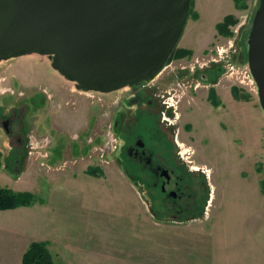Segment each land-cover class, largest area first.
I'll return each mask as SVG.
<instances>
[{"label": "rangeland", "instance_id": "374dc122", "mask_svg": "<svg viewBox=\"0 0 264 264\" xmlns=\"http://www.w3.org/2000/svg\"><path fill=\"white\" fill-rule=\"evenodd\" d=\"M260 4L191 0L184 33L166 69L147 84L116 92L82 90L52 67L50 56L0 61V121L13 118V112L26 115L31 122L26 140L52 139L50 159L30 156L19 187L7 189L30 195L29 205H44L34 209L46 217L36 229L41 226L66 250L60 257L61 246H54V256L44 244L55 264H264V111L248 59ZM206 65L226 73L204 81L192 75ZM171 83L177 91H163L160 98L158 87ZM211 91L221 103L218 108L208 102ZM149 100L162 106L156 121L168 138L152 143L163 151L174 140L181 162L196 171L193 179L200 178L197 170L205 172L211 193L199 217L156 215L158 209L139 186L138 169L119 155L127 133L122 122L136 123L141 101L155 110L146 105ZM50 120L55 129L48 132ZM114 122L121 127L118 134L109 132ZM68 134L80 136L78 153L71 152ZM90 137L92 145L86 143ZM7 138L0 129V140L10 143ZM36 143L35 150L45 153ZM64 146L68 150L62 155Z\"/></svg>", "mask_w": 264, "mask_h": 264}, {"label": "water", "instance_id": "95a60500", "mask_svg": "<svg viewBox=\"0 0 264 264\" xmlns=\"http://www.w3.org/2000/svg\"><path fill=\"white\" fill-rule=\"evenodd\" d=\"M191 0H0V61L39 54L88 92L153 81L184 33ZM264 111V0L249 37Z\"/></svg>", "mask_w": 264, "mask_h": 264}, {"label": "flooded vegetation", "instance_id": "af4514ba", "mask_svg": "<svg viewBox=\"0 0 264 264\" xmlns=\"http://www.w3.org/2000/svg\"><path fill=\"white\" fill-rule=\"evenodd\" d=\"M206 66L207 67L204 66L201 71H194L192 75L197 76V79L199 77V79L204 81L210 79L208 75H211L214 80L218 77V73H226L223 68L218 67L217 69H212L209 68L208 65ZM166 67L167 65L165 66V69ZM183 68V66L179 67V69ZM174 85V83L170 84V86H172L171 89L169 88L170 86L167 88L159 86L158 95L160 98H165V94L162 95L163 91L169 94L174 91L176 92L177 90ZM193 86L194 84L190 85L191 88ZM144 95L145 97L147 95L145 91ZM210 96H212V98H209L208 102L213 108H218L221 103L218 99H213L216 96L214 95V92H212ZM138 97L140 98L142 96ZM142 103L144 104V102L141 101L140 106L136 110V123L131 121L122 122L121 127L123 132L124 134L125 132L127 133L124 135L125 140L122 141L119 155L122 157L123 162H126L130 166L138 169L140 173L138 179L139 186L142 188L145 198L153 201L156 206V210L158 209L157 212L155 211L156 215H160L162 218L165 213H169V215L174 216V218L176 217V219L184 220L194 216L199 217L202 212L205 213L211 193L205 177V172H201V169L197 170V175L200 178L197 181L193 179L194 172L196 171L195 169H192L191 166L185 165L181 162L182 158L180 157V153L173 142L174 140H171L172 145H170L169 142V148L163 149V151L160 150L161 148L158 145L152 143L154 138L156 139L160 136L165 138L168 142L167 136L159 130L156 121L163 112L161 111L162 106L158 105L155 100H149L146 105L148 108L155 107V110H148L142 107ZM13 114V118L0 121V129L5 132V135L8 137V142L12 144L5 143L6 141L3 143L4 140H0V171H9V169H12V176L14 180L17 181L23 172V168L25 167H23V163L30 159V156L32 157L37 153L39 155L38 158L41 156L42 159H45L46 161L50 159V154L52 153L49 150H51L52 139L48 135L41 137L43 139L39 141L37 140L38 144L35 142L37 145H42L41 147L46 150L45 153L42 154L35 150V143L31 141L32 139L28 141L27 138L26 140L25 136V133L30 129L31 122L27 123V118L25 121L24 116L26 115L19 116L15 112H13ZM174 114L175 116L172 115V119L176 117L175 112ZM130 119L132 118L130 117ZM166 119L169 123H171L170 118L166 117ZM115 122L113 124L114 126L112 125V128L110 127V134H112V132H115L116 134L120 132L119 128L121 127L117 128L118 123L116 124ZM14 123H17V126H15ZM64 123V125L68 124L67 121H64ZM133 124H135V127H133ZM61 126L62 128L65 127L62 123ZM174 126L176 129L175 124ZM49 127L50 130L48 132L55 129V125L52 120H50ZM91 130L92 132L94 131V129ZM175 133L177 134V132ZM71 135L68 134L66 137L72 145L71 152L78 153L80 136L77 135L75 137ZM86 143L92 145L94 143V139L90 137L87 139ZM3 144H5V146H3ZM6 145L7 150H4L3 147H6ZM65 150H68L67 146H64L63 148L61 147L62 155ZM24 157L27 158L25 159ZM46 164L47 167L51 168V166L48 165V162ZM159 209L161 210L160 212ZM153 210H155L154 206Z\"/></svg>", "mask_w": 264, "mask_h": 264}, {"label": "crops", "instance_id": "0c3cea01", "mask_svg": "<svg viewBox=\"0 0 264 264\" xmlns=\"http://www.w3.org/2000/svg\"><path fill=\"white\" fill-rule=\"evenodd\" d=\"M0 174H3L0 176V184H3V187L11 188L12 190L19 187L18 182L20 178L17 181L14 180L12 169H9V171H0ZM29 188H32V186H29ZM27 191H31V189ZM36 207H42L43 209L44 205L40 207L37 202L16 209L0 210V264H23L24 255L35 242L45 244L54 256L56 255L53 252L54 246L60 245L62 250H58L57 252H59L60 257L62 252L64 257L66 251L62 247L64 244L51 239V236H49L50 233H43L41 226L36 229L37 225L42 224L44 226L43 220L46 218L44 213L37 212V210L34 211ZM252 223L253 221H251V225ZM36 232L38 236H36ZM45 234L47 236H44ZM68 248L71 249L72 247L69 246ZM59 261L61 260L59 259Z\"/></svg>", "mask_w": 264, "mask_h": 264}, {"label": "trees", "instance_id": "16d2710c", "mask_svg": "<svg viewBox=\"0 0 264 264\" xmlns=\"http://www.w3.org/2000/svg\"><path fill=\"white\" fill-rule=\"evenodd\" d=\"M30 195L16 194L0 186V210L16 209L30 204ZM23 264H55L52 255L42 243H33L23 258Z\"/></svg>", "mask_w": 264, "mask_h": 264}]
</instances>
